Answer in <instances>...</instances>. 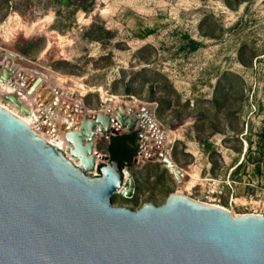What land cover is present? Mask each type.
<instances>
[{"label":"rangeland","instance_id":"1","mask_svg":"<svg viewBox=\"0 0 264 264\" xmlns=\"http://www.w3.org/2000/svg\"><path fill=\"white\" fill-rule=\"evenodd\" d=\"M0 62L4 78L16 65L87 107L146 106L172 135L181 180L167 161L134 162L124 170L136 193L115 204L159 205L176 192L264 214V0H0ZM129 78L161 101L160 119L122 94ZM16 96L0 102L15 108Z\"/></svg>","mask_w":264,"mask_h":264},{"label":"water","instance_id":"2","mask_svg":"<svg viewBox=\"0 0 264 264\" xmlns=\"http://www.w3.org/2000/svg\"><path fill=\"white\" fill-rule=\"evenodd\" d=\"M11 70L24 78L25 87L29 73L16 65ZM42 80L35 76L29 92ZM41 93L36 97V127L56 135L57 123L46 110L56 111L61 99L53 100L50 93L39 101ZM64 106L65 150L0 104V264H264V214H235L176 192L162 204L135 209L113 202L117 193L132 197L137 181L118 160L96 153V144L136 131L133 163L142 166L138 154L145 122L155 121L146 106ZM117 122L128 129L114 132ZM167 155L165 149L160 158L181 180V171ZM98 156L103 160L100 170Z\"/></svg>","mask_w":264,"mask_h":264},{"label":"bare ground","instance_id":"3","mask_svg":"<svg viewBox=\"0 0 264 264\" xmlns=\"http://www.w3.org/2000/svg\"><path fill=\"white\" fill-rule=\"evenodd\" d=\"M6 65L8 66L9 64L6 63ZM5 68V67H4ZM2 70V69H1ZM0 70V71H1ZM15 74V73H14ZM0 76L4 77V75H2V72H0ZM15 76V77H14ZM9 75L6 76L4 80L1 79L0 77V94H4L7 96L10 95L11 93H16L17 96L14 97L15 98V103H13V107L8 106L4 103L0 104L6 108H8L9 110H11L13 113L19 115L20 117L24 118L27 122H29L34 128L37 129L36 127V117L38 116V113L36 111V107H37V103L38 101L36 100V97L41 93V95L39 96V101H43L45 98H47L48 94H54V98L55 96H59L61 101L59 103V108L55 111H49L46 110L48 116H50V118L52 120H54V122H56L57 124L55 125L59 131L56 135H52L50 132H45L42 130H38L37 131L43 135L46 139H48L49 141L53 142L54 144H57L58 146H61L64 150L66 149V145L68 144V142L66 141L65 138V132L63 130H61V124L63 122H66L67 119V114L66 112H64L61 107L64 106V102H66L70 107L71 105H73L76 102H80V100H78L77 98L73 97L74 94H69L68 92L61 90V92H57V90L59 88H50L51 90H46V87H44V81L42 80V82L37 86V89L33 92L30 93L29 89L34 85L35 83V74H29L28 75V82L25 85V87L21 86V81L24 80L23 77L18 78V75ZM27 77V76H26ZM12 78L13 82L18 83L17 86H15L14 83H9L8 79ZM24 90V91H23ZM15 95V94H14ZM21 105L22 108V112L20 109H18V106ZM11 105V104H10ZM65 107V106H64ZM28 110V112H26V110ZM143 122V119L140 118L139 124ZM154 121V123H150V122H145L146 127H145V136L144 139L142 141V148L140 149V152L138 154V162L139 164H144L145 162H147L148 160H162L160 158V153L163 152V150H168V157L171 158V153H170V148L172 146V135L170 133H166L163 132L159 129V127H157V122ZM128 129L126 126H120V124L117 122L115 123L114 127H112V130L114 132L116 131H124ZM166 136L163 137L162 143L161 144H157L158 140L160 139V136ZM166 138V139H165ZM174 142V141H173ZM154 148V151L151 152V149ZM67 154L70 156V158L72 160H76V157H73L71 155L70 152H67ZM101 161V158L98 156L97 157V164ZM127 172V171H126ZM184 182V181H183ZM187 185L189 184L188 182L186 183ZM186 185V186H187ZM189 186V185H188Z\"/></svg>","mask_w":264,"mask_h":264},{"label":"trees","instance_id":"4","mask_svg":"<svg viewBox=\"0 0 264 264\" xmlns=\"http://www.w3.org/2000/svg\"><path fill=\"white\" fill-rule=\"evenodd\" d=\"M125 90L127 93L134 92L135 94L140 95L141 93L132 87V79L125 80ZM150 91L156 89L155 84L148 83ZM130 91V92H129ZM150 100L156 99L159 102L158 110L161 108V101L158 98H152L148 96ZM138 141V135L136 131L125 132L118 135H111L110 142L108 145V153L110 159L118 160L121 164V167L124 169L126 166H131L136 155L135 144ZM103 163L99 164V170ZM100 173V171H99Z\"/></svg>","mask_w":264,"mask_h":264},{"label":"crops","instance_id":"5","mask_svg":"<svg viewBox=\"0 0 264 264\" xmlns=\"http://www.w3.org/2000/svg\"><path fill=\"white\" fill-rule=\"evenodd\" d=\"M126 86V85H125ZM146 89L148 90L149 89V85L147 84L146 85ZM125 90V89H124ZM130 92V91H129ZM124 96H133V97H138L139 98V100L141 101V102H144V103H146V104H151V105H153V110L155 111V114H156V116H157V118H161V111L160 110H158V107H159V102L156 100V99H154V100H150V99H148L147 98V95L146 94H143V93H141L140 95H138V94H135L134 92H130V93H127L126 92V90L122 93ZM182 103H184V101L182 100L181 101ZM103 103H105V99H101V102H100V104L99 105H97V106H89L88 108H90V109H100L101 108V105L103 104ZM176 107H175V105H172V109H170V112H174V109H175ZM153 110H151V112L153 111ZM150 112V111H149ZM150 115H152V113L150 114ZM133 163V162H132Z\"/></svg>","mask_w":264,"mask_h":264},{"label":"built area","instance_id":"6","mask_svg":"<svg viewBox=\"0 0 264 264\" xmlns=\"http://www.w3.org/2000/svg\"><path fill=\"white\" fill-rule=\"evenodd\" d=\"M218 205V204H217Z\"/></svg>","mask_w":264,"mask_h":264}]
</instances>
